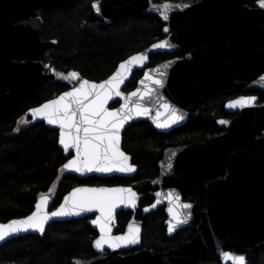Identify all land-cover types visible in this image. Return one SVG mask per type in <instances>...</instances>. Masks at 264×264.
Masks as SVG:
<instances>
[{
  "label": "water",
  "instance_id": "water-1",
  "mask_svg": "<svg viewBox=\"0 0 264 264\" xmlns=\"http://www.w3.org/2000/svg\"><path fill=\"white\" fill-rule=\"evenodd\" d=\"M71 0H0V117H8L13 111L23 106L27 100L38 90L46 81H59L67 85V89L58 93L56 96L47 99L40 104L30 107L26 115L33 122L43 121L47 126L58 130V146L62 149L65 156L71 153L64 164L69 160L77 157L75 147L67 150L60 144V126L59 124H49L47 118L38 115L33 117L30 110L36 109L45 103L55 100L63 93L74 90L80 86L83 80L94 83H101L109 79L117 70L121 62L128 60L131 56L145 53L148 59L143 66H132L131 71L125 73L126 79L120 85L122 95H112L105 107L109 111L120 109L127 103L128 108L135 109L137 104L148 109L146 115L137 116L132 113V119L128 120L120 129V151L129 157L128 163L135 167L131 173L99 171H67L79 176L88 177L96 175L100 177L118 175L130 177L137 172V166L131 162L130 154L122 148V133L126 126L134 121L146 120L154 129L161 132H168L171 129L184 124L189 114H197L199 108L203 106L204 101L214 92L220 89H229L231 87L247 88L255 83H261L264 86V7L258 6L253 8L247 4L253 0H200L195 3L190 2H153L152 0H97L92 3L94 14L103 19L105 23L120 18L128 12L134 13H154L165 23L163 33L166 36L156 40L140 51L130 54L120 61L116 68L106 78L95 81L89 80L76 70L54 72H45L44 64L37 60L47 50L54 47V39L42 40V22L40 16H33L37 10L51 9L56 6H65ZM165 4L171 5L167 11L168 19H163ZM96 5L97 7H94ZM97 8L99 10H97ZM33 16L29 21L14 23L15 20ZM168 29L165 31V29ZM167 42L171 47L153 48L155 44ZM191 49L185 57H173L149 66V56L157 52H173L183 49ZM18 56L22 60H15ZM143 70L137 80L136 86L124 91L123 87L130 79L133 72ZM71 72L79 73L76 79H64ZM146 73L152 79H146ZM154 80H161L162 86L154 83ZM137 92L136 96H130L131 93ZM118 102L115 106H110L113 102ZM169 105L165 108L164 105ZM174 109L177 116L182 119L172 123V113ZM247 114V113H246ZM244 114L241 120H248L252 115L247 117ZM264 123V119L262 120ZM158 124H168V127H158ZM225 140V142L223 141ZM235 140L232 135L224 137H214L205 143L191 144L178 147H167L163 152L162 159L158 162L160 169L159 175L151 182L152 187L161 185L160 189L146 194H139L129 185L117 186H91L78 185L67 191L61 198L60 202L53 208L52 197L48 193L40 195L35 201L33 209L24 216L13 217L6 221H0V224H8L12 220H21L31 215L36 209L35 205L39 202L41 196L48 198V204L45 208L47 213L57 211L62 205L72 211L73 214L61 217H53L46 224V227L54 221H63L68 219L83 218L94 215L91 223L97 230L98 235L95 241L102 235L100 225L93 223L98 217L102 216L99 208H92L91 211L80 212L75 214L72 209V200L70 194L77 188H105L115 189L124 188L132 189L136 193L135 206L127 203H117L112 210V218L108 227L112 237L124 236L129 232V227L122 234H113L116 223V215L120 210H134L141 198L146 195L156 196L155 202L143 208V213L155 210L161 202H166V212L169 214L167 222L176 221L173 213L184 212L179 214V219L184 223L195 218L204 217L202 211L209 214L207 221L217 220V213L224 210H232L233 203H248L257 207L259 202L264 203V190L254 189L256 180L252 187L244 192L237 187L235 179L229 175L225 180H217L208 185L203 184L204 178L216 171V164L221 165L225 161H217L216 149L220 144H227V141ZM63 164V165H64ZM200 166L198 173L201 183L200 189L195 190L198 199L191 208H183L182 205L189 204L181 202L180 191L187 189L188 166ZM205 164H209L208 169H203ZM178 172L179 177H174L173 173ZM169 176H166L167 174ZM164 182V183H163ZM263 184V183H262ZM69 201L65 204V198ZM170 203H173L171 205ZM226 206H221V204ZM175 204V205H174ZM154 205V206H153ZM147 209V210H146ZM172 209V212L169 211ZM191 211V214H186ZM197 213H193L196 212ZM133 228L139 229V241L141 238L140 228L137 225L130 224ZM25 234H42L39 231L28 230L21 231L5 237L0 240V245L5 241L22 236ZM135 244H139L135 243ZM135 244L122 245L119 248L103 245L102 249H109L107 255H96L91 258H74L72 264H190L192 257L189 251L193 243L181 246L177 249L169 250L161 254H153L150 250H142L131 255L118 254L119 249H124Z\"/></svg>",
  "mask_w": 264,
  "mask_h": 264
},
{
  "label": "trees",
  "instance_id": "trees-1",
  "mask_svg": "<svg viewBox=\"0 0 264 264\" xmlns=\"http://www.w3.org/2000/svg\"><path fill=\"white\" fill-rule=\"evenodd\" d=\"M92 0H71L65 6L38 9L42 22L41 39L56 41L53 48L40 58L44 66L55 70H76L81 76L100 81L132 53L142 50L162 38L163 22L154 14L125 13L105 23L91 7ZM194 1V0H190ZM254 5V2L251 3ZM183 52L152 53L149 66ZM143 70H136L123 87L129 91L136 86ZM67 89L59 81H46L8 117H0V221L24 216L34 207L37 198L48 193L57 181L51 208L62 196L77 185L126 184L140 193H146L150 181L157 174V161L168 145L204 141L219 129L215 119L224 115L223 101L229 92L220 90L211 94L197 114L168 132L157 131L146 120L134 121L122 133V148L131 155L137 172L132 177H79L63 169L71 156H65L58 146V130L43 121L33 122L26 111ZM113 102L110 106L117 105ZM25 117L29 123L19 125ZM18 129V130H17ZM150 197L140 201L145 204ZM133 216L131 211H120L117 223L124 226ZM136 217L142 221L143 247L155 252L166 249L192 234L185 227L168 237L163 225L164 212L158 208ZM92 216L51 222L42 234H25L11 238L0 245V264H72L74 258H91L99 251L95 247L96 229ZM248 264H264V249L249 257Z\"/></svg>",
  "mask_w": 264,
  "mask_h": 264
},
{
  "label": "flooded vegetation",
  "instance_id": "flooded-vegetation-1",
  "mask_svg": "<svg viewBox=\"0 0 264 264\" xmlns=\"http://www.w3.org/2000/svg\"><path fill=\"white\" fill-rule=\"evenodd\" d=\"M94 1L97 0L91 1V7ZM152 1L195 3L200 0H194V1L152 0ZM258 1L259 0H253L249 2L247 5L249 7L255 8L258 6ZM252 2H254V5L251 4ZM146 14H154V13H146ZM33 16H37V15L35 14ZM33 16H27L17 19L14 21V23H18L21 21H29L32 19ZM158 18L160 19L159 16ZM164 27H165V23L163 22V28ZM165 36L166 34H164L162 38H164ZM178 51L183 52L182 55H173L172 57H169L167 59L173 57H185V55L189 53L191 49L187 48ZM173 52H177V51H173ZM173 52H162V53H173ZM42 56L43 55L38 57L37 60L41 61L40 58ZM14 59L20 61L23 58L15 56ZM220 90L229 92V95L223 101L222 106L224 110V115L217 117L215 119V123L219 130L210 137H208L207 139H205L204 141L168 145L163 149V152L167 147H178V146H186L191 144H201L207 142L209 139L214 137H224L227 134L232 135L234 136L235 140H229L227 141V144L222 143L216 149L218 155L217 161L223 160L225 162L221 165L216 164V171L208 174L204 178L203 184L208 185L217 180H225L227 176L231 175L235 179L237 187L240 189V191H244V192L248 191L252 187L255 180H256L255 183L256 186H253V188L254 189L259 188V190H264V123H262V120L264 119V86H262L261 83H255L253 86H249L247 88L231 87L229 89L223 88ZM248 97H255L256 99L254 102L247 104L243 107L240 106L231 107V108L228 107V104L230 102ZM244 114H246L247 117H250L252 115V117H250L248 120L242 121L241 117ZM190 115H194V114H189V116ZM221 121H224L225 123H221ZM223 141L225 142V140ZM163 152L161 157L157 161V167H158V162L163 157ZM209 166H210L209 164H205L203 169H208ZM199 168L200 166L197 165V169ZM197 169L194 167V165L189 164L188 166V175L190 179L187 181V189L180 191L181 202L183 203L194 204L198 199V196L195 194L196 192L195 190L200 189L201 183L198 179L199 176L195 174L198 173ZM159 171L160 169L158 167V172L150 181V187L146 193L154 192L160 189L161 187L160 184L156 185L155 187H152L151 184V182L159 175ZM169 175L170 174L168 173L166 176ZM173 175L174 177L180 176L178 172H174ZM120 177H125V176H120ZM117 185H126V184H115V185H107V186H117ZM91 186H100V185H91ZM138 193L146 194L140 192ZM145 197H150V200L145 204H141L140 201L143 200ZM145 197L139 200L137 207L134 210L131 209L120 210V211H131L133 213V216L124 226L118 225L116 219V223L114 225V229L112 232L113 234L115 235L122 234L130 226V224H134L139 226L140 234L142 238L143 225H142V221L136 217V211L139 209L141 216L147 214V213H143V208L153 204L156 199V196L146 195ZM170 204L173 205V203ZM221 206L223 207L226 205L222 203ZM166 207H167V203L161 202L155 208V210L158 208L163 209L164 212L163 225L165 227V234L168 237H171L185 227H192V234L188 238L180 241L175 245L169 246L164 250L157 252H155L152 249L143 247L140 238L139 244H135L124 249H119L118 254L131 255L134 254L135 252H139L144 249L152 251L153 254H161L172 249L180 248L183 245L193 243L191 250L189 251V253L192 256L189 260L190 264H235L234 260L225 257L224 253H229L232 255H242L245 257V264H248L249 257L258 254L261 250L264 249V203L259 202L258 206L254 207L246 202L244 203L236 202L233 203L231 207L232 210H227V211L222 210L218 212L217 220L215 221H207L209 219V214L206 211H202L204 217L201 216L199 219L193 218L189 220L188 223H184V224L177 223V220L173 222H167L169 218V214L166 212ZM191 213L192 212L189 211L186 214L188 215ZM193 213H197V211ZM179 214H185V213L180 212ZM89 216H92L91 218L92 220L94 215H89ZM170 226H172L171 231L169 230ZM94 244H95V239H94ZM97 250L99 251L97 255L100 254L107 255L110 252L109 249L106 248L97 249Z\"/></svg>",
  "mask_w": 264,
  "mask_h": 264
},
{
  "label": "snow or ice",
  "instance_id": "snow-or-ice-1",
  "mask_svg": "<svg viewBox=\"0 0 264 264\" xmlns=\"http://www.w3.org/2000/svg\"><path fill=\"white\" fill-rule=\"evenodd\" d=\"M260 6L264 7V0H259ZM94 7H97L94 5ZM171 5L165 4L163 19L167 20L168 9ZM97 10H99L97 8ZM168 29L166 28L165 31ZM153 48L171 47L167 42H161L152 46ZM148 59L145 53H140L131 56L128 60L121 62L118 70L107 80L97 84L88 80H83L80 86L72 91L63 93L55 100L49 101L39 108L30 110L33 117L42 115L47 118L49 124H59L60 144L67 150L70 147H75L77 157L69 160L63 165V169H74L75 171H99L112 172H134L136 169L128 163L129 157L120 151V129L124 124L132 119V113L141 116L146 115L148 109L140 104L135 106V109L128 108L127 103L120 109L109 111L105 105L112 95L120 96V85L126 79L125 73L131 71L132 66L142 67ZM64 79L79 77V73L71 72ZM146 79H152L146 73ZM154 83L161 85V80H154ZM137 92H133L130 96H136ZM255 97L241 98L230 102L228 107H243L255 101ZM167 109L169 105L165 104ZM172 113V123L182 119V116H177L174 109H170ZM21 124H27L29 121L22 118ZM221 123H225L221 121ZM158 127H168V124H158ZM18 130V129H17ZM72 209L75 214L84 211H91L92 208H99L102 216L98 217L93 223L100 225L102 235L95 241L97 249H102L103 245L108 244L109 247L119 248L122 245L135 244L139 242V229L129 226V232L124 236L112 237L108 224L112 218V210L117 203H127L135 206L136 193L132 189L115 188H77L71 194ZM69 198H65L67 204ZM48 204V198L41 196L39 202L35 205V211L21 220H12L8 224H0V240L5 237L28 230H35L43 233L45 224L53 217H61L73 214L61 206L57 211L50 214L45 211ZM154 206V205H153ZM183 208H191V204L182 205ZM147 210V209H146ZM172 212V209H169ZM177 223H183L179 219L178 213H173ZM170 231L172 226H170ZM225 257L234 260L235 264H245V257L242 255H232L224 253Z\"/></svg>",
  "mask_w": 264,
  "mask_h": 264
},
{
  "label": "rangeland",
  "instance_id": "rangeland-1",
  "mask_svg": "<svg viewBox=\"0 0 264 264\" xmlns=\"http://www.w3.org/2000/svg\"><path fill=\"white\" fill-rule=\"evenodd\" d=\"M22 118H24V119H26L25 117H21L20 119H19V125H24V124H21L20 123V121H21V119ZM28 120V119H27ZM29 121V120H28ZM56 184H57V181L53 184V186L50 188V190L48 191V194L49 195H53V193H54V191H55V186H56Z\"/></svg>",
  "mask_w": 264,
  "mask_h": 264
},
{
  "label": "built area",
  "instance_id": "built-area-1",
  "mask_svg": "<svg viewBox=\"0 0 264 264\" xmlns=\"http://www.w3.org/2000/svg\"><path fill=\"white\" fill-rule=\"evenodd\" d=\"M46 71H48V72H53V71H55V69H53V68L51 67V65H48V66H46Z\"/></svg>",
  "mask_w": 264,
  "mask_h": 264
}]
</instances>
